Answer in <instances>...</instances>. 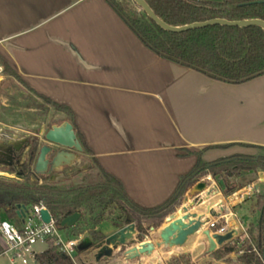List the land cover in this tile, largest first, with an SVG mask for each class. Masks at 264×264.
I'll return each mask as SVG.
<instances>
[{
  "label": "crops",
  "instance_id": "crops-1",
  "mask_svg": "<svg viewBox=\"0 0 264 264\" xmlns=\"http://www.w3.org/2000/svg\"><path fill=\"white\" fill-rule=\"evenodd\" d=\"M0 58L34 96L70 109L74 122L61 114L90 152L84 151L144 209L169 201L182 177L198 164L199 154L206 164L264 155V77L228 85L163 60L105 0H0ZM227 145L234 146L223 147ZM203 179L220 193L192 212L207 213L210 206L239 233H247L250 225L241 211L256 209L253 200L264 186V172L231 195L211 175ZM195 185L182 198L183 205ZM250 186L255 190L251 196H235ZM168 219L155 232L151 228L143 242L155 241ZM208 247L198 234L182 249H156L133 261L115 252L101 264H170L181 256L192 264H242L237 252L229 262H217ZM6 249L0 235V264H14L13 258L2 263L10 256Z\"/></svg>",
  "mask_w": 264,
  "mask_h": 264
},
{
  "label": "trees",
  "instance_id": "trees-1",
  "mask_svg": "<svg viewBox=\"0 0 264 264\" xmlns=\"http://www.w3.org/2000/svg\"><path fill=\"white\" fill-rule=\"evenodd\" d=\"M105 1L145 47L163 60L228 85H243L264 77V31L259 27L210 26L179 34L170 33L151 21L133 0ZM144 1L159 19L172 27L215 19L264 21V0ZM0 64L6 78L15 79L27 88L21 77L6 61L0 58ZM37 97L51 105L57 113L66 114L69 120L74 122V115L69 108L40 95ZM77 138L83 149L90 152L80 134ZM232 146L234 145L223 147ZM37 147V143L31 147L19 171L6 169L10 174H20V179L0 178V221L21 224L23 219L19 217V212L23 208L30 213L35 206L43 205L61 228L60 224L66 217L80 213L82 218L72 230V235L90 237L94 245L104 240L99 227L106 221L105 210L110 207L120 212L113 226L119 228L135 224L139 234L138 240L143 242L149 230L161 228L165 220L181 206L182 198L189 189L205 176L211 175L217 179L225 194L231 195L239 188L237 189L230 179L243 178L249 174L251 180L247 185H250L256 180L259 172H264V155L259 157L235 155L206 164L199 154L198 164L190 174L182 177L173 197L158 208L144 209L128 197L122 183L105 172L96 159L94 161L104 178L103 182L72 184L68 183L67 178L57 180H52V176L34 178L30 157L36 152ZM262 150L264 151V148ZM247 233L249 239L243 244L244 254L239 257V262L263 264L257 252L262 254L264 251V218L261 225H250ZM239 243L240 240L236 239L220 247L212 254L213 258L217 262H229L231 254L238 250ZM90 252L92 250L82 253L77 251V255L79 257ZM35 262L36 264H74L55 244H51L43 253L37 254ZM101 263L102 261L97 264ZM170 264L192 263L186 256H181L172 259Z\"/></svg>",
  "mask_w": 264,
  "mask_h": 264
},
{
  "label": "water",
  "instance_id": "water-1",
  "mask_svg": "<svg viewBox=\"0 0 264 264\" xmlns=\"http://www.w3.org/2000/svg\"><path fill=\"white\" fill-rule=\"evenodd\" d=\"M133 1L140 10L146 13L151 21L170 33L179 34L210 26L259 27L264 31V21L262 20L227 21L215 19L182 27H172L159 19L144 0ZM38 137H40V134H38ZM44 139V145L39 146L38 144L36 152L31 154L32 171L36 179L42 176H52V180H55V175L63 168L71 167L78 161V154L83 153L84 149L77 138L74 127L68 122L52 127L45 134ZM27 143L28 138H23L0 145V154L10 160V166L15 164L18 168H21L31 148V144ZM20 177V174L16 175L17 179H20ZM0 178L5 177L0 175ZM219 193L220 191L218 190L211 191L207 182H197L189 192L191 200L189 201V198H187L185 205L181 204L169 216L167 225L158 231V238L155 241L139 242L136 246H133L138 241L139 236L135 224L119 228L111 226L102 230L104 240L101 243L94 245L90 237H85L78 246L77 251L82 253L93 250L96 263L113 258L115 252H121L128 261H133L142 256H152L156 249H182L191 238L201 234L208 243V254H213L220 247L235 240L239 236V232L234 229L224 235L212 234L207 225L212 218L219 217L221 214L210 206L207 207V213H197L192 212V210L211 202ZM19 217L22 219L26 217L24 208L19 212ZM41 218L44 223L49 224L51 222L50 212L44 209L41 212ZM81 218L82 215L80 213L73 214L66 217L61 222L60 227L63 230L73 229L78 225ZM258 225H261V221L258 222ZM153 231L155 232L156 230L153 229Z\"/></svg>",
  "mask_w": 264,
  "mask_h": 264
},
{
  "label": "rangeland",
  "instance_id": "rangeland-1",
  "mask_svg": "<svg viewBox=\"0 0 264 264\" xmlns=\"http://www.w3.org/2000/svg\"><path fill=\"white\" fill-rule=\"evenodd\" d=\"M206 1L220 2L221 0ZM63 117V114L57 113L51 105H48L44 100L34 96L19 81L4 77V82L0 86L1 133L7 134L15 140H21L23 138H29L34 134H40V137L38 138V144L44 145L45 134L52 127L63 124L65 122ZM78 158V161L75 162L73 166L63 168L59 173H57V175H55V179L57 180L67 178L69 179L68 183L72 184H79L81 182H87L91 184L104 181V178L101 176L95 161L90 154L84 151L83 153L78 154ZM0 174L8 178L15 176L6 172V168H1ZM249 180H251V177H243L235 181L234 184L237 186V189L239 188L236 192H241ZM258 195L259 194H256L255 200H253L254 204L252 206L258 204L253 213H248L247 210L241 211L242 216L245 217V224L247 226L257 225L258 210L260 209L262 203L259 201ZM119 215V210L115 209L114 207L108 208L105 210L106 221L102 223V226H113V223L116 222ZM250 221L252 222L250 223ZM62 235L65 241L72 237V235L70 236L69 230L63 231ZM51 244H54V242L50 241L48 243H37L34 246L33 251L35 254L43 253ZM243 247L245 246L243 245ZM8 258L11 259L12 256L5 258L2 263H10ZM14 261V264H23L18 258ZM77 263L97 264L95 261V252L92 250V252L89 254L79 256ZM31 264H34L33 260H31Z\"/></svg>",
  "mask_w": 264,
  "mask_h": 264
},
{
  "label": "built area",
  "instance_id": "built-area-1",
  "mask_svg": "<svg viewBox=\"0 0 264 264\" xmlns=\"http://www.w3.org/2000/svg\"><path fill=\"white\" fill-rule=\"evenodd\" d=\"M2 71L3 70L0 66V74ZM0 175L3 176L2 174ZM12 178L17 179L16 175ZM207 179H210V177H207ZM203 180L205 181L206 179ZM246 190L247 191L239 193L238 196L235 194V196L240 198L249 197L255 191L251 186ZM44 209L46 208L43 205L35 206L30 213L26 212V217L21 224L10 221H0V235L7 245L5 254L12 256L14 260L17 258L20 259L23 264H31V260L36 264L35 257L37 254L33 251L34 246L40 242L48 243L53 241L54 244L59 247L61 252L70 257L74 264H78L77 248L85 236H73V228L69 229L70 236L72 235V237L65 241L62 232L66 230L58 227L57 221L52 215L49 224L43 222L41 212ZM221 218L222 217L216 218L207 225V228L212 234L224 235L234 229V227L229 225L225 219L223 220ZM235 239L240 240V243L238 244L239 248L236 252L238 253V256H242L244 254L243 244L249 239L248 233L243 229ZM257 254L263 262L262 254H259L258 252Z\"/></svg>",
  "mask_w": 264,
  "mask_h": 264
},
{
  "label": "flooded vegetation",
  "instance_id": "flooded-vegetation-1",
  "mask_svg": "<svg viewBox=\"0 0 264 264\" xmlns=\"http://www.w3.org/2000/svg\"><path fill=\"white\" fill-rule=\"evenodd\" d=\"M38 134H34L31 137L28 138V143L31 144L30 146L33 147L36 143L38 145ZM17 141V140H15ZM9 139H6L5 137H2V139L0 140V145H5L7 143H11V142H15ZM27 143V144H28ZM39 146H42V144H39ZM31 149V148H30ZM10 160L4 156L3 154H0V169L1 168H6V169H11L14 171H19L21 168H18L15 164L10 166ZM258 198L259 201H261V206L260 209L258 210V221H257V226H258V222L263 221L264 218V186L262 188V190L260 191V193H258ZM264 252V251H263ZM263 252H262V256H263Z\"/></svg>",
  "mask_w": 264,
  "mask_h": 264
}]
</instances>
